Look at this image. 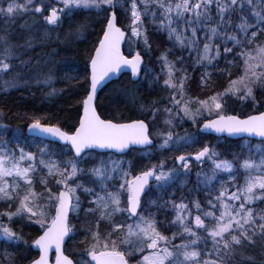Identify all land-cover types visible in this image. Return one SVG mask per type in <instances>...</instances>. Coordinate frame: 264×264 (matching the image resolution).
I'll return each instance as SVG.
<instances>
[{"label": "snow or ice", "instance_id": "snow-or-ice-1", "mask_svg": "<svg viewBox=\"0 0 264 264\" xmlns=\"http://www.w3.org/2000/svg\"><path fill=\"white\" fill-rule=\"evenodd\" d=\"M121 10L129 21L126 25H121ZM81 12L89 15L75 19ZM145 20L182 53L187 51L193 68L204 69L199 87L212 86L213 72L208 69L227 73L223 90L203 99L189 96L192 77L184 66L186 57L170 60V50H165L157 58L161 72L148 84L149 88L160 84L163 75L161 86L169 95L145 100L140 88L152 72L144 61V55L151 52ZM65 21L67 31L62 36L57 31L55 36L58 44L69 45L94 24L101 26L98 43L83 53L84 74L65 68L61 77L70 87L83 89L77 101L82 112L74 131L51 123L49 116L28 118L27 132L33 140L51 138L48 143L41 141L35 152L26 151L27 145L21 143L27 139L23 128L0 123V202L8 205V210L0 211V264H50L53 248L55 264H73L63 245L75 234L71 218L80 219L81 212L85 220L81 243L86 244L81 264H264V208L257 207L264 204V111L243 119L227 114L229 98L255 104L256 91L264 95V0H0V93L49 86L46 96L58 94L51 87L61 67L54 66L58 51L48 49L53 29H62ZM124 42L129 49L142 45L143 51L130 53L129 58L121 51ZM236 48L239 53L227 60ZM221 58L229 66L239 60L241 74L232 78L229 67L219 69ZM122 70L130 71L131 82L121 93L143 118L130 122L102 119L95 104L97 91ZM142 71L143 80L139 79ZM161 116L164 128L154 132ZM177 121L190 122L197 133L185 130L180 135L174 131ZM199 133L261 139L247 146L242 159L239 154L232 160L222 159L224 153L206 143L194 153L175 156L173 167L161 160L135 174L131 161L112 159L111 151L107 159L92 155L97 150L124 154L135 148L148 157L154 147L167 150L175 145L178 149L197 143ZM154 135L160 140L158 145ZM90 156L91 166L82 167ZM237 161L246 173L243 183L237 182ZM192 162L201 168L188 194L203 191V202L183 194L174 198V186L188 187ZM205 162L211 163L207 171ZM221 174L228 179L220 180ZM37 182L42 191L36 190ZM160 213H171V220L166 215L159 221ZM17 219L26 221V226L39 225L42 233L29 244L23 231L12 227ZM102 224L107 226L103 235ZM158 224L178 230L169 237ZM33 249L38 256H31Z\"/></svg>", "mask_w": 264, "mask_h": 264}, {"label": "trees", "instance_id": "trees-1", "mask_svg": "<svg viewBox=\"0 0 264 264\" xmlns=\"http://www.w3.org/2000/svg\"><path fill=\"white\" fill-rule=\"evenodd\" d=\"M88 15H89L88 13L81 12L76 15L75 19L83 20ZM91 20L92 21L95 20L94 15L91 16ZM124 20L128 21L125 14H123V10H121V14H120L121 25H126ZM145 24L148 26L149 38L151 36H156L157 38H160L163 41L162 47H160L159 49L157 48L156 50H151V52L148 53V56L150 55L155 58V63H154L155 65H153L154 66L153 68L155 69L153 71L155 72L156 70V72L159 73L161 72V62L158 61L157 58L165 50H170L169 59L173 57L172 59L174 60L177 56L180 55H184L186 57L184 61V66L187 67V70L192 77V75L194 74V73L191 74V72H193L191 71V69H193L192 67L193 62L191 59H187L188 57L187 51H184L182 53L180 50L174 47L172 43L168 42L166 34L158 33L157 30L154 27H152V25L149 23L148 20H145ZM100 27L101 26L99 24H94L92 27L88 29V31L85 33V35L82 38L79 39L73 38L69 45L58 44L57 42H55V36L57 31L61 33V36L63 35V32L67 31V22L65 21L62 29H53V42L50 43V47L48 50L57 49L58 55H56L53 58L54 66H61L60 70L58 72H55V80L54 83L51 85V87H54L55 89L58 90V94L56 96L48 97L45 95V93H47L50 90L49 86H33L30 90H10V92L7 94L0 93V112H2V115H0V123L9 125L11 129H16L17 127L23 128L24 135L25 137H27V139L26 141H21V143L27 145L25 148L26 151L35 152L37 150V146L41 144V141H43V143H48V141L38 138L33 140L31 136H28L25 133V126L27 125L28 122H30V119H28L30 117L49 116L51 117V123L53 124L59 123L62 127H64L65 130H72L74 128L73 125L76 124L79 117L80 104H78L77 101L82 99L81 93H83V89L70 87L68 82L61 79V77H63L64 75L65 68L76 69V71L79 73V76H82L84 74L83 70L85 67V59L83 53L85 49H92L93 44L98 43L97 31L99 30ZM100 35H102V33H100ZM125 44L123 47L124 53L130 56L132 50L127 48ZM37 51H40V49H37ZM239 51L240 49L236 48L235 52L232 55H229L226 59L229 61L233 60L234 56H236V54L239 53ZM145 56L146 55H144V57ZM177 66L180 67V65ZM217 67L219 69H224L226 67H229L232 73V78H235V76L238 75L239 73L241 62L239 60H236L233 66H229L226 64L225 58H221L219 61V66ZM194 69L196 72L199 71L200 67H196ZM211 69L214 70L213 71L214 73L218 75L221 74L217 71L216 68H211ZM223 76H224L223 80H228L227 73L220 75V77ZM143 78H144V72L142 71L139 79L143 80ZM152 78L153 77L150 75L148 78L149 81ZM159 79H160V84H158V86H161V76L159 77ZM147 80H144L143 84L141 85L140 88L141 93L143 94L145 100L157 98V93H158L157 87L154 86L152 88H149V84ZM130 82H131V78L129 74L127 73L121 74L116 80L111 81L98 92V97L96 101V103L98 104L97 110L102 118L104 119L116 118L117 121L143 118L140 115L139 111L137 110V107L133 106L132 103L128 101L121 93V89L129 86ZM60 89H64V91L60 93L59 92ZM256 101L257 102L255 104H253L251 100L242 103L239 100H236L235 98H231L228 100L227 114H236L239 116H244L252 112L261 110L264 106V95H261L260 90L256 91ZM197 139L198 142L196 145H194L193 148L196 150H198L204 144H206V141L208 142V144L214 143L216 141H221L222 146L218 145L219 151L224 153L223 156L227 157L226 159H230V160L233 159L234 154H239L241 159L247 155V151L245 149L241 150L240 148H238L237 144H241L242 142H246L247 144L250 145L259 143V141H253L247 139L232 141L224 138H215L213 136L200 134V133L198 134ZM15 144L16 141L14 140L11 141L12 147H15ZM53 148H56L57 151L59 150V148L55 144L53 145ZM153 149H155V147ZM169 151L170 150H161L160 152L164 154V156L163 155L160 156V154H158L159 159L160 157L161 158L165 157V155L167 156ZM138 153H140L138 150L131 149L125 155L135 156V154ZM69 155H71V153H69ZM92 155L96 157H100L101 155L106 156L109 155V152L103 154H98L94 152ZM111 155L112 157L114 156L120 157V155H115L113 153H111ZM125 155H121V156L125 157ZM136 161L137 160L134 159L131 162L135 163ZM89 163L91 164V162H87L83 167H90ZM236 165L239 166L238 161L236 162ZM244 174L245 173L243 171L237 170L236 175L238 176V180H237L238 183H240V181L243 178L242 175ZM220 180L226 181L223 174L220 176ZM192 184L195 185V183ZM218 186L219 184L217 183L215 187ZM174 187H175L174 198L177 200L180 198L182 194L185 195L187 199L191 197L192 194H194L193 192L191 193V195L188 194L189 193L188 187L184 189H181L177 186ZM40 189L42 190L39 183L37 182L36 190L39 191ZM168 191L171 192L173 191V189H169ZM196 197L200 199L202 202L205 200V195L203 191H201L200 193H196ZM153 198L155 197L153 196ZM165 198L167 199L168 197L165 196ZM0 203H2L4 207V208H0V211H3L4 209L8 208L7 204L3 202ZM257 207L264 208V204L258 203ZM12 210H14V207ZM151 211L155 212L156 209L152 208ZM166 215H167V220L170 221L171 214L169 213L168 214L160 213L157 216V219L159 221H164ZM76 221L77 220L74 221L73 217L71 218L72 225L76 226L75 225L77 224ZM16 222H17L16 224L17 228L14 227L13 228L17 231L22 230L24 234V238L27 240H29L32 236H35L37 233L40 232L37 228H35L34 224L26 226V221L19 219H17ZM82 222L83 220L81 219V223ZM157 226L166 236H169L173 231L178 230L175 228H169L166 224H158ZM106 231L107 229L103 228L101 230L102 235L106 233ZM79 233L80 234L78 235L75 242H71L72 238L67 239V243L65 245V252L74 259L76 264H78L77 255H81L82 250L86 247V244L81 243V241L85 239L84 230H82V232L80 231ZM180 242L181 241L179 239L176 240V243H180ZM36 255H37L36 252L32 251L31 256L35 257Z\"/></svg>", "mask_w": 264, "mask_h": 264}, {"label": "rangeland", "instance_id": "rangeland-1", "mask_svg": "<svg viewBox=\"0 0 264 264\" xmlns=\"http://www.w3.org/2000/svg\"><path fill=\"white\" fill-rule=\"evenodd\" d=\"M51 2L54 3L55 0H51ZM124 22H125V24H128L129 23V21H125V20H124ZM149 41H150V44H151V50H156L157 48L159 49L160 47H162V43H163L162 39L157 38L156 36H151L149 38ZM125 46H127V48H129L127 43L125 44ZM229 46H232V45L229 44ZM130 50H132L131 53L134 54L135 51H137L138 49L132 48ZM139 50L140 51H143V46L142 45H141V47H140ZM187 54H188V52H187ZM145 55H146L144 57V61L146 63L145 66H146V69H151L152 70L151 76L154 77L155 75L160 74L159 72H156V70H155V72L153 71L155 69V68H153L154 67L153 65H155L154 64L155 63V58L152 57V56H150V55L148 56V54H145ZM192 55L195 56V53H192ZM217 66H219V63H218ZM208 70L209 71H212V72L214 71L211 68L208 69ZM191 71H193V72H191V74H193V73L194 74L192 75V79L188 82L187 92H188V95L189 96H192V97H199V98L203 99L206 95H210L214 91H222L223 88L228 83V80H223L224 76L223 77H220L221 74L218 75V74H216V73L213 72L212 80H214V81L212 83V86L209 89H203V88L199 87V81H200V74H201V72L204 71V69L203 68H200L199 71H196L195 72V69L193 68V69H191ZM240 74H241V71L239 70V73H238V75L235 76V78L237 76H239ZM149 76L147 77V79L149 78ZM160 76H161V85H162V81L164 79V76L163 75H160ZM144 77H145V72H144ZM147 81H149V79ZM156 87H157V91H158L157 97H167L169 95L168 91L165 90V89H163L162 86L156 85ZM229 99H231V98H229ZM166 103H167V100L166 99L165 100H162L161 107H163V105L166 104ZM177 123H178L179 126L176 127L174 129V131L177 132V133H179L180 135H183L185 133V130H187L190 133H197V129L194 128L191 125L190 122L180 123L179 121H177ZM163 128H164V126L162 125V116H161V117H158L157 118L156 127L153 130H154V132H156V131L162 130ZM153 138L155 140V144L158 145L160 143L159 138L156 137L155 135L153 136ZM206 143H208V142L206 141ZM196 144L197 143H193L190 146H183V145H181V146H179L178 149L174 145L172 148L167 149V150H170L168 152L167 156L165 155V157H162V158L160 157V159H159L158 154H160V156L161 155L164 156V154H162L160 152L161 149H159L158 147H155V149L152 150V154L150 156H148V157H144L140 153H138V154H135V156H131V155H125V157L124 156H120V157H115L114 156V157H112V159H115V160H123L125 162L133 161L134 159H136L137 161L135 163L134 162L132 163L133 164V174H135L136 172L142 170L146 166H150L153 163H159L161 160H166L167 166L168 167H173L174 165L172 164V160L174 159V157L175 156H178V155H181V154L194 153L195 151H197L196 149H193L194 148V145H196ZM211 145L216 146L217 151H219L218 145L222 146L221 141H216L214 143H211ZM237 145H238V148H240L241 150L242 149H245L247 151V146L249 144H247L246 142H242L241 144H237ZM252 145H256V144H252ZM234 146H235V144H234ZM191 150H193V151H191ZM241 150H239V151H241ZM108 156L109 155H106V156H104V158L107 159ZM99 158L100 157H97V159H99ZM221 158L224 159V158H227V157L222 156ZM88 162H91V156L88 158ZM85 164H82V167ZM89 166H91V164ZM125 166H127V163H126ZM236 167H237V170L243 171L242 169H239V166L236 165ZM200 168H201V165L200 164L193 163L192 162V172H191V175H190V178H189L188 191H189L190 188H193L194 187V184H192V183H195V180H196L195 173ZM203 168L206 171L209 170L211 168V163L210 162H205L204 165H203ZM245 175H246V173L244 175H242L243 178L240 181V183H243ZM223 176L225 177L226 180L228 179V177H227L226 174H223ZM85 179H87V178H85ZM39 191H42V190L40 189ZM193 193L194 194H192V196L189 197L188 199L197 198L196 197V192H193ZM81 199L84 201V207H88L89 205L87 203V198L82 195L81 196ZM145 207H147V205H145ZM0 208H4L2 203H0ZM6 210H8V208L4 209L3 211H6ZM150 211H151V209H150ZM53 212H54V210H53ZM169 214H171V213H169ZM73 219H74V221L77 220L76 223L78 224V226H77V224H75L76 226H74L75 234L72 236L71 242H75L76 241L78 235L80 234L79 232L80 231L82 232V230H84L83 228H84V223H85L84 215H83L82 212L80 214V219L75 218V216H73ZM81 219L83 220L82 223H81ZM89 219L94 220V218H92V217H89ZM79 220H80V222H79ZM4 223H8L6 217L4 218ZM16 224H17V222L13 223L12 224V227L17 228V225ZM103 228H106L107 229V226L104 225V224H102L101 225V230ZM101 234H102V232H101ZM171 236H172V233L169 235V237H171ZM115 238L116 237H113V239H115ZM139 258H140L139 255H137L136 256V259H139ZM83 259H84V257L82 255H77L78 264H81V262H82ZM130 264H135V261L130 262Z\"/></svg>", "mask_w": 264, "mask_h": 264}, {"label": "water", "instance_id": "water-1", "mask_svg": "<svg viewBox=\"0 0 264 264\" xmlns=\"http://www.w3.org/2000/svg\"><path fill=\"white\" fill-rule=\"evenodd\" d=\"M123 44L124 43H122L121 44V51L123 52V54L125 55V56H127L125 53H124V51H123ZM129 58H130V56H129ZM124 73H127V74H129L130 76H131V73H130V71H128V70H122L120 73H118V74H116V75H113L112 77H110L109 79H107L105 82H104V84L98 89V91H97V95H98V92L107 84V83H109L110 81H113V80H116L121 74H124ZM141 74V73H140ZM261 111H264V109L263 110H261ZM82 112V111H81ZM98 112V111H97ZM258 113L259 112H255V113H251V114H247V115H258ZM99 114V113H98ZM230 115H236V114H230ZM247 115H244V116H240V118H245ZM239 116V115H238ZM102 118V117H101ZM102 119H104V118H102ZM128 122H130V121H128ZM202 123V122H201ZM74 131V130H73ZM26 134L27 135H29L30 136V134H28V132H27V128H26ZM207 134V133H206ZM210 135H213V136H222V137H225V138H227V139H231V140H240V139H244V138H247V139H252V140H256V141H260V139L261 138H259V137H256V136H248L247 134H241V135H239V136H228L226 133L225 134H215V133H212V134H210ZM37 138H40V139H43V140H48V139H51V138H48V139H45V138H43V137H37ZM112 152V153H114V154H116V155H123V154H121V153H118V152H115L114 150H103L102 152ZM129 151V150H128ZM127 151V152H128ZM97 152H101V150H97ZM126 152V153H127ZM126 153H124V154H126ZM42 233V232H41ZM40 233V234H41ZM66 242H67V239H66ZM65 245H66V243L63 245V250H64V254L65 255H67L68 257H69V259H71V260H73V264H76L75 263V261H74V259L71 257V256H69L66 252H65ZM33 251H35L36 253H37V256L39 255V252H38V250L37 249H33ZM49 260H50V264H55V249L53 248L52 250H50V252H49Z\"/></svg>", "mask_w": 264, "mask_h": 264}, {"label": "bare ground", "instance_id": "bare-ground-1", "mask_svg": "<svg viewBox=\"0 0 264 264\" xmlns=\"http://www.w3.org/2000/svg\"><path fill=\"white\" fill-rule=\"evenodd\" d=\"M172 56H174V55H172ZM176 57V56H175ZM173 57H171L170 59L171 60H173L172 59ZM142 73V72H141ZM125 74V73H124ZM130 76V75H129ZM140 76H141V74H140ZM130 78H131V76H130ZM111 82V81H110ZM109 82V83H110ZM108 84V83H107ZM106 84V85H107ZM105 85V86H106ZM97 97H98V95H97ZM96 101H97V98H96V100H95V104H96V106H97V109H98V104L96 103ZM264 109V106H263V108L261 109V110H263ZM261 110H259V111H261ZM82 111V106L81 105H79V113ZM98 111V110H97ZM259 111H255V112H259ZM255 112H252V113H255ZM251 114V113H250ZM78 120H79V117H78ZM78 120H77V122H76V124H78ZM128 121H130V120H123V121H118V122H128ZM26 128H27V126H25V133H26ZM72 130H74V128L72 129ZM200 134H206V133H200ZM206 135H209V136H213V135H210V134H206ZM29 136V135H28ZM213 137H215V138H219L218 136H213ZM153 140H154V138H153ZM240 140H243V139H240ZM45 141H48V140H45ZM154 143H155V140H154ZM133 149H135V148H133ZM130 151V150H129ZM95 153H98V154H103V153H108V152H95ZM125 155V154H124ZM222 175V174H221ZM53 215H54V212H53ZM34 226H35V228H37L38 230L40 229V227H39V225H35L34 224ZM42 232V230L40 231V233ZM39 233V234H40ZM35 238V236H32L29 240H28V242H29V244H31V239H34ZM35 252V251H34Z\"/></svg>", "mask_w": 264, "mask_h": 264}, {"label": "flooded vegetation", "instance_id": "flooded-vegetation-1", "mask_svg": "<svg viewBox=\"0 0 264 264\" xmlns=\"http://www.w3.org/2000/svg\"><path fill=\"white\" fill-rule=\"evenodd\" d=\"M227 139V138H226ZM232 141H235V140H232ZM193 163H195V162H193ZM172 164L174 165V159L172 160ZM39 231H41V229H39ZM40 233V232H39ZM39 233H37L36 235H35V237L36 236H38L39 235ZM37 254V253H36ZM37 256V255H36Z\"/></svg>", "mask_w": 264, "mask_h": 264}]
</instances>
